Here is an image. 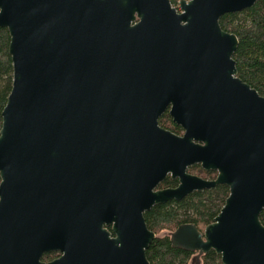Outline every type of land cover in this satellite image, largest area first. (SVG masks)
Masks as SVG:
<instances>
[{
    "label": "water",
    "instance_id": "95a60500",
    "mask_svg": "<svg viewBox=\"0 0 264 264\" xmlns=\"http://www.w3.org/2000/svg\"><path fill=\"white\" fill-rule=\"evenodd\" d=\"M255 2L0 0L13 70L0 264H149L143 212L217 184L229 195L203 237L187 224L172 245L264 264V97L237 76L238 38L219 24ZM168 107L182 136L158 125ZM196 163L217 178L186 173ZM167 173L178 186L154 190Z\"/></svg>",
    "mask_w": 264,
    "mask_h": 264
},
{
    "label": "trees",
    "instance_id": "16d2710c",
    "mask_svg": "<svg viewBox=\"0 0 264 264\" xmlns=\"http://www.w3.org/2000/svg\"><path fill=\"white\" fill-rule=\"evenodd\" d=\"M176 7L178 0H170ZM177 8V7H176ZM221 28L234 33L238 46L233 54L237 76L264 95V0H256L254 5L245 10L224 14L219 19ZM9 34L6 28H0V127L1 112L12 87V61L8 53ZM170 122L167 113L159 119V124ZM175 128H177L175 126ZM179 130V128H178ZM199 170L198 166H192ZM174 183L166 180L163 185ZM227 188L217 185L205 192H194L178 202L152 207L145 212L144 218L150 230L158 232L174 229L182 223L196 225L207 224L219 212L227 196ZM264 223V211L261 213ZM172 229V230H173ZM149 264H188L190 252L171 246L167 236L156 237L145 251ZM202 264H222L220 257L213 251L203 256Z\"/></svg>",
    "mask_w": 264,
    "mask_h": 264
},
{
    "label": "flooded vegetation",
    "instance_id": "af4514ba",
    "mask_svg": "<svg viewBox=\"0 0 264 264\" xmlns=\"http://www.w3.org/2000/svg\"><path fill=\"white\" fill-rule=\"evenodd\" d=\"M242 81H243V80H242ZM245 83H246V82H245ZM248 85H249V84H248ZM249 86H250V85H249ZM250 87H251V86H250ZM251 88H253V87H251ZM253 89H255V88H253ZM255 90H256V89H255ZM256 91H257V90H256ZM257 93H258L260 96L264 97V95L260 94L258 91H257ZM165 113H167V116L169 117L170 122H172V124H174L177 128H175V126H171L170 124H169V125H165V124L161 125V124H159V119H160V117H161L163 114H165ZM163 114L158 118V125H159L161 128H163V129H165V130H167V131H170L171 133H173V134H175V135H177V136H182V135L184 134L185 131H184V129H183L181 126L177 125V124L172 120V117H171L170 114H169V107L167 108V110H165V112H164ZM178 128H179V130H178ZM202 145H203V144H202ZM194 165H195V166H198L200 169L197 170L196 167H195V168H192V166H194ZM185 171H186V173H188V174H190V175L197 176V177H199V178H201V179H203V180H205V181H213V180H215V179L217 178V175H218V171H217V170H212V169H210V170H205V169H203V168L201 167V165L198 164V163L188 166V167L186 168ZM166 180H171L174 184L171 185V186H170V185H169V186H165V185H163V183H164ZM178 184H179V178H178V177H176V178H172V174H171V173H167V175L165 176V178H164L162 181L159 182L158 186H157L154 190L165 189V188H175V187L178 186ZM217 185H223V186H225V187L227 188V191H228L227 196L229 195V186H227V185H225V184H217ZM217 185H215V186H217ZM215 186H213V187H211V188L202 189V190H200V191H194V192H205L206 190H210V189L214 188ZM194 192H192V193H194ZM192 193H191V194H192ZM189 195H190V194H189ZM187 196H188V195H187ZM187 196H186V197H187ZM227 196H226V198H227ZM226 198H225V200H226ZM183 199H184V198H183ZM225 200H224V203H225ZM171 202H178V201H170V202H167V203H171ZM224 203H223V205L221 206L219 212H218V213H217V214L211 219V221H210L209 223H207V224L196 225V224H194V223H190V222H188V223H182V224L176 226L173 230H168L167 233H164V234H162V235H159V234H158V232H160V231H162V230H160V231H158V232H155V231H153V230H150L148 227H147V228H148L150 231L154 232V234H155V237H154V238H156V237L167 236V237L169 238V241H170L171 246H173V245H172V242H171V234L174 233L179 227L184 226V225H187V224H192V225H194V226L197 228V230L202 234V237H203V232H204L205 227H206L207 225L213 223L214 218L220 213L222 207L224 206ZM165 204H166V203H165ZM160 205H163V204H160ZM154 206H157V205H154ZM154 206H152V207H154ZM152 207H151V208H152ZM151 208H150V209H151ZM150 209H149V210H150ZM149 210H147V211H149ZM147 211H144V212H143V218H144V214H145V212H147ZM263 211H264V209H262L261 212H260V214H259V220H260L261 223H262V221H261V213H262ZM144 221H145V218H144ZM145 224H146V222H145ZM262 225H264V223H262ZM146 226H147V224H146ZM102 228L105 229V230L109 233V237H110L111 239H112V238H115L116 235H115V233H114L113 230H112V228H113V222L110 223V224L103 223ZM163 230H167V229H163ZM176 248H180V249H182V250H185L184 248H181V247H176ZM185 251H188V252L191 253V254H190V257H189V259H188V264H202V263H203V256H204L205 254L209 253L210 251H213V252L215 253L214 250H210V251H208V252H206V253H202V254H200L198 251H189V250H185ZM215 254H216V253H215ZM61 255H62V253L59 252V251H51V252L43 253L42 256H41V259H40V260H41L42 262H44V263H48V262H51V261H54V260L58 259ZM216 255H217V254H216ZM217 256H219V255H217ZM219 257H220V256H219ZM220 260H221V258H220ZM148 262H149V261H148Z\"/></svg>",
    "mask_w": 264,
    "mask_h": 264
},
{
    "label": "rangeland",
    "instance_id": "374dc122",
    "mask_svg": "<svg viewBox=\"0 0 264 264\" xmlns=\"http://www.w3.org/2000/svg\"><path fill=\"white\" fill-rule=\"evenodd\" d=\"M178 1H179V0H178ZM176 7H177V9H178V5H177ZM178 10H179V9H178ZM165 125H169V123H168V122H166V123H165ZM172 229H173V228H172ZM172 229H171V230H172ZM168 230H170V229H167V230H162V231L158 232V234H159V235H162V234H164V233H167V232H168Z\"/></svg>",
    "mask_w": 264,
    "mask_h": 264
}]
</instances>
